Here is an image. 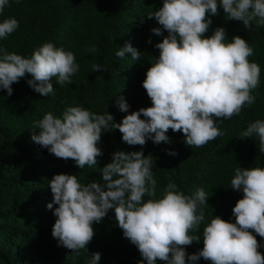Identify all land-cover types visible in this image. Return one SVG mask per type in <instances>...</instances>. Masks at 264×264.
<instances>
[{"label":"clouds","instance_id":"1","mask_svg":"<svg viewBox=\"0 0 264 264\" xmlns=\"http://www.w3.org/2000/svg\"><path fill=\"white\" fill-rule=\"evenodd\" d=\"M8 3L0 0V14ZM218 4L229 21H242L245 27L254 21L264 27V0H163L162 7L147 15L160 25L151 29L155 35L168 33L155 45L159 57L142 82L152 106L131 112L115 123L108 112L97 114L66 105L61 116L49 112L36 121L31 139L55 157L71 159L84 169L97 165V157L102 155L97 146L102 130L118 129L122 141L130 146H143L147 139L154 144L168 143L169 129L182 132L184 143L195 148L222 136L217 121L239 115L245 105L255 103L252 91L259 87L260 67L248 60L254 50L239 35L226 42L225 29L218 27L205 37L212 23L209 14H219ZM18 27L14 17L3 19L0 39H6ZM127 53L133 60H140L141 53L130 43L115 55L123 59ZM79 67L74 53L52 42L43 43L28 57L0 48V89L11 96L12 84L30 74L28 85L47 96L54 92L52 78L60 86L71 84ZM102 68L92 65L93 72ZM118 104L121 111L128 112L123 97ZM238 137H256L259 152L264 154V120L250 123ZM168 154L176 155L174 151ZM152 163L142 151H118L112 162L100 167L102 182L84 185L76 175H54L48 184L53 200L47 208L56 217L52 236L58 246L78 254L95 235L93 223L102 222L109 210H114L116 224L143 258L138 264H156L157 260L195 264L200 258L211 264H264V254L258 251L261 245L253 235L264 238V168L235 169L230 188L243 192L232 209L235 223L214 216L203 228L202 250L189 255L185 247L201 240L199 235L189 233L198 231L204 221L200 205L208 197L203 188L185 195L170 179L162 197L156 198ZM54 204L57 207L53 209ZM100 259V253L94 252L87 264H98Z\"/></svg>","mask_w":264,"mask_h":264},{"label":"trees","instance_id":"2","mask_svg":"<svg viewBox=\"0 0 264 264\" xmlns=\"http://www.w3.org/2000/svg\"><path fill=\"white\" fill-rule=\"evenodd\" d=\"M162 3L163 0H9L0 14V22L9 17L19 22L15 32L0 39V48L28 57L43 43L52 42L74 53L80 66L71 77V84L60 86L52 78L54 92L47 96L28 85L30 74L12 84L11 96L0 89V264H87L94 252L101 255L98 264H138L143 258L116 224L114 210H109L102 222L93 223V239L76 254L58 246L52 236L56 217L47 208L53 200L48 184L54 175H76L84 185L102 182L100 167L112 162L118 151H142L145 157H151L156 198L162 197L170 179L185 195H194L203 188L208 197L200 205L205 219L198 231L189 233L199 235L201 240L185 247L189 255L202 250L203 228L214 216L235 223L232 209L243 198L242 190L230 188L235 169L264 168L258 139L238 137L250 123L264 120V27L254 21L249 27L242 21H229L219 4V14H209L212 23L205 37L218 27L225 29L226 42L239 35L254 50L248 60L260 67V84L252 91L255 103L245 105L239 115L217 121L222 136L195 148L184 143L182 132L169 129L168 143L154 144L147 139L143 146H130L122 141L118 129L102 130L97 145L102 155L97 157V165H86L84 169L71 159L55 157L31 139L36 121L49 112L61 116L66 105L97 114L108 112L115 123L131 112L152 106L142 82L159 57L155 45L168 33L155 35L151 29L160 25L147 15L162 7ZM126 43L141 53L140 60H133L130 53L123 59L116 57V51ZM92 47L97 51H89ZM93 64L103 68L93 72ZM121 97L129 105L127 113L119 108ZM169 151L176 155H169ZM253 235L261 245L258 251L264 254V238ZM156 264L164 262L157 260ZM195 264L211 261L200 258Z\"/></svg>","mask_w":264,"mask_h":264}]
</instances>
